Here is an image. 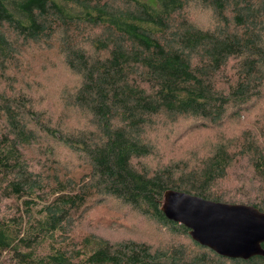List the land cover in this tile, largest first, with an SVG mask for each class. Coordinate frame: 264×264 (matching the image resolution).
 Wrapping results in <instances>:
<instances>
[{
  "label": "trees",
  "instance_id": "trees-1",
  "mask_svg": "<svg viewBox=\"0 0 264 264\" xmlns=\"http://www.w3.org/2000/svg\"><path fill=\"white\" fill-rule=\"evenodd\" d=\"M192 3L222 24L206 29L176 16ZM19 38L58 45L81 81L75 104L89 112L96 124L90 133L98 137L89 142L86 132H56L37 112L30 126L19 116L26 102L0 94L1 113L10 123V130L0 131V187L18 203V213L0 216V264H264V256H222L192 237L196 252L185 243L155 248L134 239H77L72 233L78 217L116 198L158 219L172 234L188 236L184 224L162 211L167 189L264 211V142L258 139L239 143L248 162V173L239 177L243 169L233 165L235 152L225 142L200 168L177 164L150 174L137 164L154 150L143 138L152 116L165 112L220 123L230 102L242 105L250 94L259 95L264 0H0V70L19 54ZM221 71L226 89L215 83ZM37 126L89 156L87 178L44 183L31 170L20 144L37 139ZM226 176L232 183L241 179L249 191L239 199L229 184L224 195L215 194V184Z\"/></svg>",
  "mask_w": 264,
  "mask_h": 264
},
{
  "label": "rangeland",
  "instance_id": "rangeland-1",
  "mask_svg": "<svg viewBox=\"0 0 264 264\" xmlns=\"http://www.w3.org/2000/svg\"><path fill=\"white\" fill-rule=\"evenodd\" d=\"M206 9L200 3H192L176 16L187 17L206 29L222 24L212 11ZM44 43L51 44L47 41ZM45 44L25 42L19 38L20 55L16 53L7 67L0 70V94L20 97L26 102V112L22 116L17 114L30 126L34 125L30 117L37 112L43 124L54 131L65 134L86 132L85 138L92 142L94 136L98 137L97 133H90L96 131L95 121L74 100L76 88L81 82L78 74L68 69L64 54L60 53L57 44ZM228 74H233V71ZM221 76L222 71L217 74L216 86L226 89L228 85L223 79L227 76ZM261 76L263 82L257 88L259 95L250 94V98L242 105L230 102L226 116L220 123L205 122L202 117L193 115L175 117L165 112L152 116L151 123L145 126L143 138L153 144L154 150L152 154L138 159V168L143 167L150 174L177 164L182 169L200 168L202 159L210 156L220 143L225 142L235 152L233 165L243 169L235 177L247 174L244 168L248 166L247 158L238 147L247 137L264 142V73ZM2 98L0 96L1 101ZM13 106L16 108V105ZM36 129L37 139L21 143L20 147L31 170L43 178L44 183H51L52 178L57 177L73 178L77 183L87 178L91 165L85 152L73 149L57 135L48 133L40 126ZM8 130L10 123L0 110V131ZM242 182L239 179L232 183V178L226 176L215 184L213 191L224 195L230 184L232 193L240 199L249 191L247 187L241 186ZM249 194L253 196L252 192ZM42 204L39 203L40 206ZM13 213H18L17 199L4 197L0 187V216L7 217ZM76 224L72 233L77 235V239L96 234L114 242L134 239L147 242L155 248L185 243L189 245L190 251L198 250L191 244L190 235H174L158 219L146 216L116 198L108 199L93 211L78 217Z\"/></svg>",
  "mask_w": 264,
  "mask_h": 264
},
{
  "label": "water",
  "instance_id": "water-1",
  "mask_svg": "<svg viewBox=\"0 0 264 264\" xmlns=\"http://www.w3.org/2000/svg\"><path fill=\"white\" fill-rule=\"evenodd\" d=\"M162 211L168 219L184 224L195 241L222 256H264V211L254 205L167 189Z\"/></svg>",
  "mask_w": 264,
  "mask_h": 264
}]
</instances>
